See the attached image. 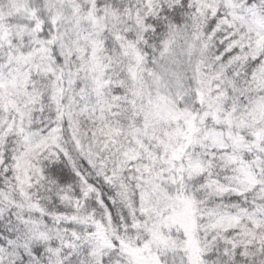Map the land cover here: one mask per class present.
Segmentation results:
<instances>
[{
    "label": "snow or ice",
    "instance_id": "1",
    "mask_svg": "<svg viewBox=\"0 0 264 264\" xmlns=\"http://www.w3.org/2000/svg\"><path fill=\"white\" fill-rule=\"evenodd\" d=\"M0 264H264V0H0Z\"/></svg>",
    "mask_w": 264,
    "mask_h": 264
}]
</instances>
